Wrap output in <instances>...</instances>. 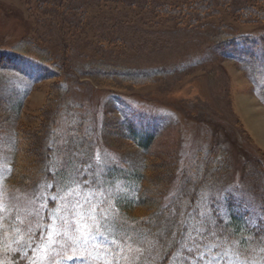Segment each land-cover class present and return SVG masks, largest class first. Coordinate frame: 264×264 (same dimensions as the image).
Wrapping results in <instances>:
<instances>
[{"label":"rangeland","instance_id":"obj_1","mask_svg":"<svg viewBox=\"0 0 264 264\" xmlns=\"http://www.w3.org/2000/svg\"><path fill=\"white\" fill-rule=\"evenodd\" d=\"M218 34L259 39L264 0H0V49L12 54L8 61L0 56V62L20 87L33 85L19 123L22 130L43 131L54 83L60 82L71 90L70 106L88 121L100 127L121 123L124 129L133 122L154 136L142 155L153 165L149 177L157 185L166 182L170 193L185 179L177 167L192 175L193 163L209 155L218 140L227 147L220 164L224 169L238 154L235 145L264 157L257 152H264V102L243 68L241 45L219 44ZM21 41L51 63L13 54ZM127 70L137 75L121 76ZM11 126L4 120L0 125V264L136 260L145 235L137 223L143 212L130 215L118 208L120 184L107 188L90 176L64 190L42 189L39 197L22 185L9 189ZM103 134L95 149L99 176L115 163L142 158L128 136ZM33 159L26 154L20 163ZM24 166L20 169L26 174L30 168ZM87 166L85 172L91 173ZM163 166L171 172L160 173ZM252 169L249 165L245 184L235 191L259 220L262 211L256 205L263 186ZM219 178L226 184L229 172ZM189 238L194 237L188 236L189 264H264V251L244 255L233 240Z\"/></svg>","mask_w":264,"mask_h":264},{"label":"trees","instance_id":"obj_2","mask_svg":"<svg viewBox=\"0 0 264 264\" xmlns=\"http://www.w3.org/2000/svg\"><path fill=\"white\" fill-rule=\"evenodd\" d=\"M244 11L255 12L248 8ZM216 41L225 46L235 43L241 45L244 54L243 68L255 80L258 96L264 102V81L261 80L264 75V34L257 40L245 34L236 37L218 34ZM22 44L21 41L14 47L13 54L32 56L51 63L45 53L38 51L36 47L28 48ZM11 55L0 49V56L5 57L6 61ZM53 67H57V64ZM7 71L11 69L7 64L0 62V125L4 120L12 125L11 128L14 127L10 138L14 151L13 163L6 182L9 189L22 185L24 189L30 188L34 195L39 197L42 195L39 194L42 189L45 193L51 189L57 191L58 187L64 190L90 176L107 188L113 189L120 184L119 191L122 192L116 197L118 208L130 215L135 211L143 212L140 213L139 222L137 221L140 218L130 217L145 233L137 259L133 257L131 264H167L169 261H172V264H189L186 251L188 236L194 237L189 238L190 240L196 237L206 240H233L244 255L264 251V152L260 149L257 152H260L263 158L255 156L246 147L243 149L240 145H235L238 154L231 159L228 169H224L220 164L225 158L227 147L223 145L224 142L220 143L218 140L209 155L202 158L200 156L201 161L198 159L193 163L196 168L194 172H190L192 175H188L184 167H177L176 172H183L182 178L185 179L177 191L170 193L166 182L157 185L156 181L149 177V170L153 169V165L147 156L142 155L153 143L154 136L138 130L133 122L125 124L124 129L121 123H106L100 127L99 124L88 121L79 108L76 111L74 106H70L73 102L71 90L60 82L54 83L52 93L56 91V94L52 108L43 116L46 120L43 131H29V128L23 131L19 123L33 85L21 88L13 78H8L11 74H7ZM135 73L137 72L127 70V74L121 76L133 79L137 75ZM62 105L64 107L58 110V106ZM103 133L109 137L128 136L140 149L142 158L132 162L115 163L108 166L99 176L95 149L102 142L99 140H102ZM26 154H33L34 158L29 160V164H22L25 169L30 168L27 175L20 169V161ZM86 165L92 174L85 172ZM249 165L254 166L252 171L258 174L257 177L263 186L261 196L259 194L261 203L256 205L262 211L259 220L250 215L255 212L253 206L245 204L235 191L245 184ZM226 171L229 172V179L226 184H222L219 175ZM161 172L169 174L171 170L163 166ZM161 179L164 178L161 176ZM50 182L52 184L49 187ZM221 194L224 203L221 201Z\"/></svg>","mask_w":264,"mask_h":264}]
</instances>
